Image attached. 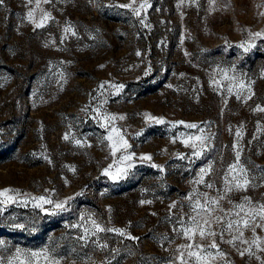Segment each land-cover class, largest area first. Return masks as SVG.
I'll return each instance as SVG.
<instances>
[{"label": "rangeland", "instance_id": "374dc122", "mask_svg": "<svg viewBox=\"0 0 264 264\" xmlns=\"http://www.w3.org/2000/svg\"><path fill=\"white\" fill-rule=\"evenodd\" d=\"M258 109L264 0H3L0 264H264Z\"/></svg>", "mask_w": 264, "mask_h": 264}, {"label": "snow or ice", "instance_id": "6c2138e0", "mask_svg": "<svg viewBox=\"0 0 264 264\" xmlns=\"http://www.w3.org/2000/svg\"><path fill=\"white\" fill-rule=\"evenodd\" d=\"M44 2H48V0H44ZM29 3H31V0H29ZM0 4H3V0H0ZM32 16H33V12L29 11L28 19L31 20ZM47 18H48L47 14H45L44 20H47ZM42 26H43V22L36 25V27H42ZM256 35L259 36L260 33H256ZM247 50L248 49L246 48L245 51H247ZM258 110L259 111H264V109H258ZM120 118L123 119V117H120ZM148 119H155V118L148 117ZM156 122L157 123H162L163 121L162 120H156ZM181 123H183V122H181ZM187 126L190 127V128L196 127L195 124H189ZM113 131H116V130L113 129ZM65 139H67V137H65ZM109 139H111V136L109 137ZM197 139H199V138H197ZM77 143H79V142L77 141ZM123 146L127 147V142L126 141H124ZM116 150L117 149L113 148V152H115ZM196 155L199 156L200 153H196ZM125 159H130V157H125ZM142 159H150V157L149 156H145V157H142ZM237 160H239V153H237ZM237 167H238V164L230 166V168H231V170L233 172L236 171ZM240 172L243 173L244 170L241 168ZM126 174L127 173L125 172L124 175H126ZM112 178L113 179H120V174H117L116 176H113ZM233 179L236 180V182L233 184V187L235 189H237V190H241V189H245L246 190L250 186V182H249V180L247 178H245L243 180V182H240L236 177H233ZM209 187H211V185H209ZM228 190L231 191L232 189L229 188ZM221 198H223V197H221ZM41 199L43 200L44 198L41 197ZM244 200H245L246 203H250V201H249V199L247 197H245ZM44 202L45 203H51V201H48V200H44ZM141 203H144V202L142 201ZM212 203H218V201H212ZM55 207L57 209H63V205L62 204H56ZM196 207H198V208L199 207H204V205L197 204ZM236 207L240 209V212H244V216H240V213H237L236 215H237L238 219L230 221V222H227V229L231 230V229H233L235 227V229L240 233V237L243 236L242 229L251 227L252 226V221H255L257 219V217H259L261 221H264V205H260L258 208H250L246 212H245V204H239V205H236ZM222 219H223L222 217H217L216 218V222L220 223V221ZM93 223H95V222H93ZM17 227H23V225H17ZM256 227H264V224L256 225ZM96 228H97V231H104V229H101L99 227V225H96ZM254 230H255V228H253V231ZM117 231H119V230H117ZM190 231L191 230H185V233H184L185 236H189ZM198 233H199L200 237H202V238L214 237L216 235V233L214 231L210 230V223H209L208 220L204 221V226L203 227H198ZM240 237H234L233 239H238ZM232 242L233 241H228V243H232ZM0 243H2V242H0ZM188 247H189V249H191L193 247L200 248L201 246H199V245H195V246L189 245ZM210 247L217 249L218 255H221V256L223 255V253L219 251V247H218V245L215 242H213L210 245ZM240 254L243 255L244 253L241 252ZM33 255H36V254L33 253ZM188 255L190 257H195V259L197 261V264H200L201 261L206 259V258L202 257L200 252H198V251L189 250ZM181 264H185V262L183 260V257H181Z\"/></svg>", "mask_w": 264, "mask_h": 264}]
</instances>
